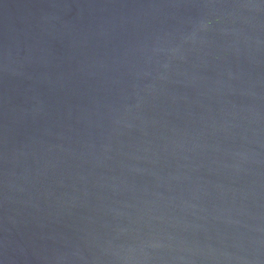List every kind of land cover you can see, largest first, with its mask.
Instances as JSON below:
<instances>
[{
	"label": "water",
	"instance_id": "95a60500",
	"mask_svg": "<svg viewBox=\"0 0 264 264\" xmlns=\"http://www.w3.org/2000/svg\"><path fill=\"white\" fill-rule=\"evenodd\" d=\"M0 264H264V0H0Z\"/></svg>",
	"mask_w": 264,
	"mask_h": 264
}]
</instances>
